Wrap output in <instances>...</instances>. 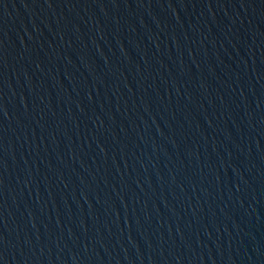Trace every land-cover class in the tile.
<instances>
[{"label": "water", "instance_id": "water-1", "mask_svg": "<svg viewBox=\"0 0 264 264\" xmlns=\"http://www.w3.org/2000/svg\"><path fill=\"white\" fill-rule=\"evenodd\" d=\"M0 264H264V0H0Z\"/></svg>", "mask_w": 264, "mask_h": 264}]
</instances>
